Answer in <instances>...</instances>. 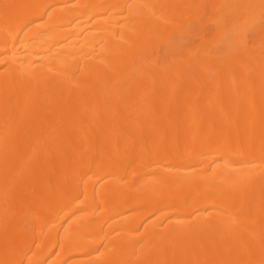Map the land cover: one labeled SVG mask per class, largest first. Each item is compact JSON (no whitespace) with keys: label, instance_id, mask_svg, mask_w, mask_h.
Segmentation results:
<instances>
[{"label":"bare ground","instance_id":"bare-ground-1","mask_svg":"<svg viewBox=\"0 0 264 264\" xmlns=\"http://www.w3.org/2000/svg\"><path fill=\"white\" fill-rule=\"evenodd\" d=\"M0 264H264V0H0Z\"/></svg>","mask_w":264,"mask_h":264}]
</instances>
